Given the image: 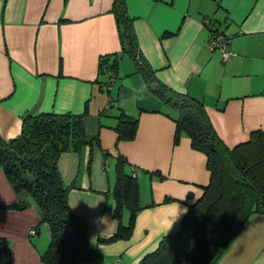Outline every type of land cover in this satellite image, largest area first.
I'll return each mask as SVG.
<instances>
[{
	"label": "crops",
	"instance_id": "1",
	"mask_svg": "<svg viewBox=\"0 0 264 264\" xmlns=\"http://www.w3.org/2000/svg\"><path fill=\"white\" fill-rule=\"evenodd\" d=\"M112 3L0 0V137L17 136L28 113L87 111V140L99 139V148L93 141L92 151L83 146L78 152L62 153L58 160L60 175L70 186L68 203L87 222L98 252L95 260L81 264H139L165 235L180 227L189 204L202 197L211 177L207 155L195 150L189 137L174 144L176 123L163 110L173 106L163 99L151 105L141 102L142 95H149L148 84L122 52ZM124 3L142 57L157 80L201 100L229 148L246 142L253 131L264 130V0ZM207 19L231 38V60L211 49ZM111 55L118 60L111 90L121 82L125 92L136 94L133 116L140 122L130 141H117V134L107 127L115 121L111 117L124 113L122 109L102 114L107 102L97 83L99 64L104 56L111 63ZM117 153L139 180L143 208L130 238L106 242L117 228L114 201L105 195L114 180ZM251 220L221 264H264V214ZM0 237L8 242L12 264H42L40 255L50 239L35 201L25 192L16 193L1 167Z\"/></svg>",
	"mask_w": 264,
	"mask_h": 264
},
{
	"label": "trees",
	"instance_id": "2",
	"mask_svg": "<svg viewBox=\"0 0 264 264\" xmlns=\"http://www.w3.org/2000/svg\"><path fill=\"white\" fill-rule=\"evenodd\" d=\"M112 12L122 52L134 61L148 87L177 109V116L170 115L176 123L174 144L178 145L183 136L189 137L192 147L207 155L211 173L209 184L203 187L204 194L189 204L180 227L165 235L139 264H218L250 217L264 214V130L253 131L246 142L229 148L216 132L201 100L174 92L157 80L142 57L133 18L127 13L124 0H113ZM112 57L111 63L106 56L101 58L100 72L115 75L118 60L115 55ZM86 112L28 113L21 119L17 136L8 140L0 137V167L16 193L25 192L32 197L42 222L50 229L49 242L40 255L42 264H81L98 257L87 222L68 203L70 186L58 169L62 153L78 152L87 145L92 151L93 141L96 148L100 147L98 137L87 140L83 122ZM114 118L107 127L117 134V141L134 140L139 116L120 113ZM115 159L114 180L105 195L114 201L117 228L111 237L104 239L106 242L130 238L143 208L137 176L126 170L128 163L124 156L117 153ZM0 264H12L10 248L3 237H0Z\"/></svg>",
	"mask_w": 264,
	"mask_h": 264
},
{
	"label": "rangeland",
	"instance_id": "3",
	"mask_svg": "<svg viewBox=\"0 0 264 264\" xmlns=\"http://www.w3.org/2000/svg\"><path fill=\"white\" fill-rule=\"evenodd\" d=\"M231 47V45H230ZM107 75L108 78H107ZM117 76V74H116ZM116 76L112 75L110 73H108L107 71L105 72H100L99 73V77H98V85H100V89L102 91V93H105V102L106 106H105V112L102 114L107 113V111L109 112L111 109L114 112H118V109H122V111L128 115H134V112L137 110V103H136V94L132 93L130 94L129 91H126L125 85L123 86L121 82H117L116 84H114L113 89L111 90L110 88H106V85L109 83L110 78L112 77L113 80L115 79L116 81ZM97 91H100L98 86H96ZM149 95H142L141 97V102H147L149 103V105H151L150 103L154 104L158 99L161 101L162 97L160 96V93H158L157 91H153L151 90L149 87ZM86 104L88 103V101L85 102ZM163 110H165L166 112H168V114L175 116L178 114L177 110H175L173 107H166L163 108ZM115 116L111 117L112 119L115 120L114 118ZM111 178H113V174H111ZM252 217H250V219L247 221V223L245 224L243 230L241 231V233L229 244V246L225 249V251L222 253V255L219 258V262L218 264H221L222 260L227 256V254L231 251V249L233 248V246L238 242V240L240 239V237L242 235H244L245 231L248 229V227L251 225V220ZM124 221L126 222V218L124 219Z\"/></svg>",
	"mask_w": 264,
	"mask_h": 264
},
{
	"label": "built area",
	"instance_id": "4",
	"mask_svg": "<svg viewBox=\"0 0 264 264\" xmlns=\"http://www.w3.org/2000/svg\"><path fill=\"white\" fill-rule=\"evenodd\" d=\"M205 24L210 27V31H211L210 34L211 49L220 50L223 54V59L225 61L231 60L235 56V53L230 49L231 38H229L226 35L225 30L223 28H218L215 24H213V22L210 19L205 20ZM112 79L113 78L111 77L109 83L106 85L107 88L110 87V83ZM34 233L35 231L32 230L31 234ZM112 264H118V262Z\"/></svg>",
	"mask_w": 264,
	"mask_h": 264
}]
</instances>
